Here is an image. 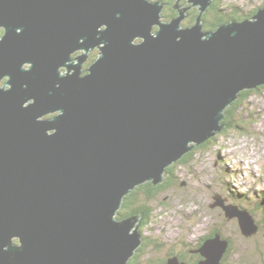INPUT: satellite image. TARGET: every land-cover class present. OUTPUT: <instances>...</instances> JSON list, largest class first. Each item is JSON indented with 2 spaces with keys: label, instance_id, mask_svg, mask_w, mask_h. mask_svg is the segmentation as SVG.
Here are the masks:
<instances>
[{
  "label": "water",
  "instance_id": "obj_1",
  "mask_svg": "<svg viewBox=\"0 0 264 264\" xmlns=\"http://www.w3.org/2000/svg\"><path fill=\"white\" fill-rule=\"evenodd\" d=\"M176 1L166 21L162 0H0V264H128L154 230L122 217L124 197L164 181L240 91L264 85V5L205 29L213 0ZM226 199L211 206L257 233ZM228 245L216 232L198 264H221Z\"/></svg>",
  "mask_w": 264,
  "mask_h": 264
},
{
  "label": "rangeland",
  "instance_id": "obj_2",
  "mask_svg": "<svg viewBox=\"0 0 264 264\" xmlns=\"http://www.w3.org/2000/svg\"><path fill=\"white\" fill-rule=\"evenodd\" d=\"M180 2L189 5L187 0ZM263 2L221 0V7L232 11L231 5H235L250 11ZM187 17L183 19V25L193 24ZM163 18L169 19L166 14ZM5 79L0 85H4ZM234 113V126H229L225 132H217L208 146L194 151L190 161L172 164L176 183L151 200L148 205L153 208L150 217L146 223L143 219L135 226L140 229L149 225V230H154L150 240L139 246L143 250L138 247L134 254L138 264H155L180 253L186 254L183 260L190 257L202 260L200 252V256L195 253L198 252L196 249L204 236L217 229L234 242L235 248L226 264H264V227L246 236L237 217L228 218L222 207L211 206L227 198L226 203L256 208L255 221L263 220L262 210L254 201L257 202V195L264 198V87L251 92ZM251 161L256 162L252 165ZM142 199L144 201V197Z\"/></svg>",
  "mask_w": 264,
  "mask_h": 264
},
{
  "label": "trees",
  "instance_id": "obj_3",
  "mask_svg": "<svg viewBox=\"0 0 264 264\" xmlns=\"http://www.w3.org/2000/svg\"><path fill=\"white\" fill-rule=\"evenodd\" d=\"M169 8H172V5L174 4L175 0H164ZM264 5V3H263ZM232 7V11H226L225 9H223V7H221V0H214L213 3L211 4V6L204 12V14L202 15V19L204 22V27L205 29H213L216 28L219 24L229 21L230 19H244L245 17H252L254 16V14L257 12L258 8H254L253 10L250 11H243L240 7L235 6V5H231ZM197 12L198 10L195 9V12L192 14V18L190 19L189 23H192L195 21V18L197 16ZM242 12V13H241ZM172 15H177V11L176 10H172ZM189 25V24H186ZM264 87V85L259 86L258 88H254V89H245L243 91H240L239 93V97L229 106L226 108L225 110V117L222 120V123L225 124V127L222 129L223 132H225L227 130V128L229 126H234V116H235V111H237V108L242 105V103L245 102L246 98L250 95L251 92L256 91L260 88ZM215 139V135L208 137L204 142L196 144L189 152H187L181 159L178 160V162L181 163H186L188 161L191 160L193 153L195 150H199L202 147H206L209 145V143ZM176 178V173H175V167H173V165L169 166L166 168V174H165V179L164 181L155 184L153 181H147L139 186H137L134 190H132L130 193H128L125 197H124V201L122 204V207L119 210V213L122 215V217H125V215H138L143 213L144 214V222L146 223V219H148L150 217V213L152 212L151 207H149V203L151 202V200H155L158 198V196L167 191L172 184H175V179ZM244 193L240 194L243 195ZM239 195V194H237ZM236 195V196H237ZM239 195V196H240ZM144 197V201L143 198ZM262 196L257 195V202L254 201V203L256 204V207H258L259 209L262 210V222L260 221H256L259 230L261 229V227H264V198H261ZM240 203V202H239ZM238 203V204H239ZM242 204V203H241ZM239 204L240 208L242 209H246L248 211H250L252 214L256 213L255 209L256 208H246L243 205ZM216 232H220L222 233L219 229L214 230V232L204 236L200 243H199V248L204 244V242L209 238L212 237L216 234ZM222 238L226 239L229 241V245L227 247V251L224 254V257L222 258V263L226 264V261L231 257V252L234 250L235 246H234V242L232 241L231 237H226L223 233H222ZM140 250L141 247H139ZM181 259H184L186 257L185 253H180L179 255H176ZM226 258V259H224ZM186 260V259H185ZM162 262H164L163 264H167L168 263V259L164 260H160L158 261V264H161ZM199 263V262H198ZM195 263V264H198ZM128 264H138L137 262V256H133ZM191 264V263H190ZM227 264H229L227 262Z\"/></svg>",
  "mask_w": 264,
  "mask_h": 264
},
{
  "label": "flooded vegetation",
  "instance_id": "obj_4",
  "mask_svg": "<svg viewBox=\"0 0 264 264\" xmlns=\"http://www.w3.org/2000/svg\"><path fill=\"white\" fill-rule=\"evenodd\" d=\"M164 3H165V7H164V9H163V11H162V16H163V14H166V16H167V18H169V19H167L166 21H168V20H170L172 17H174L175 15H172V10L174 9V10H176L177 11V15L179 14V10H177V9H175V7H174V5H175V2H174V4L172 5V8H169L168 7V5H167V3L164 1V0H162ZM176 1V0H175ZM180 4H181V6H184V4H182L181 2H180ZM196 8H191V9H188L186 12L188 13L187 15H188V17L187 18H189V19H191L192 18V14L195 12V11H193V10H195ZM166 10H167V12H166ZM198 10V9H197ZM176 15V16H177ZM164 19V18H163ZM157 28V27H156ZM3 33H4V28L3 27H0V37L3 35ZM81 52L80 51H77V52H75L74 54H72V56H77V55H79ZM99 53H100V48H95V49H93V50H90V52H89V54H88V58L85 60V62L83 63V65H82V69H83V71L84 72H87L88 70V68H89V66L92 64V63H94V61L98 58V56H99ZM29 65V64H28ZM198 256H200L199 255V252H195ZM202 257V256H201ZM187 260V262L190 264H195V263H198L201 259H199L198 261L196 260V259H193V257H190L189 259H186ZM164 262H162L161 264H163ZM155 264H158V263H155Z\"/></svg>",
  "mask_w": 264,
  "mask_h": 264
},
{
  "label": "bare ground",
  "instance_id": "obj_5",
  "mask_svg": "<svg viewBox=\"0 0 264 264\" xmlns=\"http://www.w3.org/2000/svg\"><path fill=\"white\" fill-rule=\"evenodd\" d=\"M187 14H188V13L186 12V14H185V15L187 16ZM138 38H139V37H138ZM136 40H137V39H136ZM95 48H99V45H97V46L93 47L91 50H93V49H95ZM241 161L243 162V160H241ZM255 162H256V161H251V162H250V164H252V165H253ZM252 170H253V172L255 171V169H252ZM197 228H198V227H197ZM161 233H162V232H161ZM165 233H166V232H165ZM138 257H139V256H138Z\"/></svg>",
  "mask_w": 264,
  "mask_h": 264
},
{
  "label": "clouds",
  "instance_id": "obj_6",
  "mask_svg": "<svg viewBox=\"0 0 264 264\" xmlns=\"http://www.w3.org/2000/svg\"><path fill=\"white\" fill-rule=\"evenodd\" d=\"M214 1V0H213Z\"/></svg>",
  "mask_w": 264,
  "mask_h": 264
}]
</instances>
